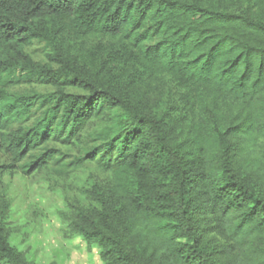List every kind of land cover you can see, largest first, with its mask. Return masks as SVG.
<instances>
[{
	"label": "trees",
	"instance_id": "obj_1",
	"mask_svg": "<svg viewBox=\"0 0 264 264\" xmlns=\"http://www.w3.org/2000/svg\"><path fill=\"white\" fill-rule=\"evenodd\" d=\"M0 155L96 166L70 230L103 264H264V0H0ZM6 208L0 264H37Z\"/></svg>",
	"mask_w": 264,
	"mask_h": 264
},
{
	"label": "rangeland",
	"instance_id": "obj_2",
	"mask_svg": "<svg viewBox=\"0 0 264 264\" xmlns=\"http://www.w3.org/2000/svg\"><path fill=\"white\" fill-rule=\"evenodd\" d=\"M97 42L96 39L87 41L85 49ZM27 52L36 61L46 62L48 50L44 44L35 43ZM135 62L142 64L138 57L133 64ZM139 70H144L142 65ZM13 91L44 94L55 91V88L33 81L21 84ZM65 91L81 93L76 89ZM158 99L156 93L153 100ZM5 163L7 158L0 155V166ZM103 179L93 164L83 165L69 177L59 176L52 170L33 176L22 173L3 176L0 201L7 206L5 218L10 244L37 264H103L100 249L89 246L80 235L70 230L75 208L87 204L83 195L85 190Z\"/></svg>",
	"mask_w": 264,
	"mask_h": 264
}]
</instances>
